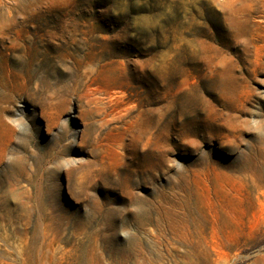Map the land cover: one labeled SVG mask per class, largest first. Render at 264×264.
<instances>
[{"label":"rangeland","instance_id":"1","mask_svg":"<svg viewBox=\"0 0 264 264\" xmlns=\"http://www.w3.org/2000/svg\"><path fill=\"white\" fill-rule=\"evenodd\" d=\"M0 18V264H264V0Z\"/></svg>","mask_w":264,"mask_h":264},{"label":"bare ground","instance_id":"2","mask_svg":"<svg viewBox=\"0 0 264 264\" xmlns=\"http://www.w3.org/2000/svg\"><path fill=\"white\" fill-rule=\"evenodd\" d=\"M3 21L4 20L0 18V27L1 28L5 25V23ZM0 48H1V46H0ZM8 61H9L8 62L9 66L14 68L15 63L10 58H8ZM119 97L120 96L118 93L104 92L103 94H101L99 96V100L94 102V107L96 110H101L104 117H106L107 115L111 114L114 110H116L117 107L119 108L118 111L123 110L122 104L118 105V103H117V100L119 99Z\"/></svg>","mask_w":264,"mask_h":264}]
</instances>
